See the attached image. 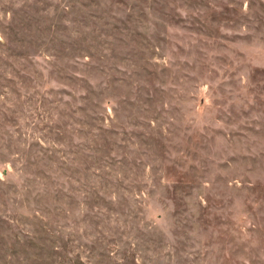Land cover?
Segmentation results:
<instances>
[{"label":"rangeland","instance_id":"rangeland-1","mask_svg":"<svg viewBox=\"0 0 264 264\" xmlns=\"http://www.w3.org/2000/svg\"><path fill=\"white\" fill-rule=\"evenodd\" d=\"M0 264H264V0H0Z\"/></svg>","mask_w":264,"mask_h":264}]
</instances>
